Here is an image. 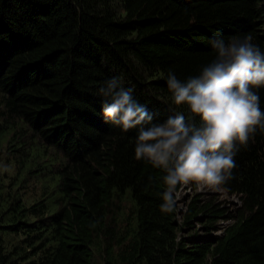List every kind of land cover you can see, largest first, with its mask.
<instances>
[{
  "label": "trees",
  "instance_id": "obj_1",
  "mask_svg": "<svg viewBox=\"0 0 264 264\" xmlns=\"http://www.w3.org/2000/svg\"><path fill=\"white\" fill-rule=\"evenodd\" d=\"M263 1L0 0V143L19 165L0 179V264H264V132L235 157L223 188L239 205L216 235L226 210L211 199L161 211L163 171L135 158L137 129L106 120L99 92L117 78L154 123L199 124L168 72L197 75L217 38L264 51ZM28 175L42 189L30 205Z\"/></svg>",
  "mask_w": 264,
  "mask_h": 264
},
{
  "label": "clouds",
  "instance_id": "obj_2",
  "mask_svg": "<svg viewBox=\"0 0 264 264\" xmlns=\"http://www.w3.org/2000/svg\"><path fill=\"white\" fill-rule=\"evenodd\" d=\"M214 58L185 80L169 71L166 82L176 106H185L199 124L177 112L162 123L117 78L99 89L103 116L122 131L137 129L134 156L163 171L161 211L172 213L178 186L195 184L221 191L234 178L235 157L259 130L264 132V51L250 34L212 41ZM5 170H7L5 168Z\"/></svg>",
  "mask_w": 264,
  "mask_h": 264
},
{
  "label": "rangeland",
  "instance_id": "obj_3",
  "mask_svg": "<svg viewBox=\"0 0 264 264\" xmlns=\"http://www.w3.org/2000/svg\"><path fill=\"white\" fill-rule=\"evenodd\" d=\"M261 9L264 11V1L261 3ZM8 137L6 136L5 140L0 143V179H5L2 186H6L9 184L12 177L17 173L18 159H16L8 150ZM17 146L20 143H15ZM5 168L7 170H5ZM19 172V171H18ZM20 174V172H19ZM23 173L21 172L20 178H22ZM32 178L30 175L26 176L24 182L20 185V192L23 195L25 202L30 205L35 202L41 195L42 189L39 182ZM179 200L177 202L178 212L182 214L183 210L186 208V204L191 200L192 197L199 195L201 199H211L215 204L219 206V208H223L226 210L224 217L220 218L216 223L217 231L214 234L219 235L223 231L224 227L229 224L230 221L225 220V216L228 213H231L236 209L239 205L237 199L234 196H230L224 190L215 191L209 190L207 188H200L195 184H189L185 186H181L179 189ZM120 220L125 224L126 215L124 213L121 214ZM200 226V225H199ZM201 227V226H200Z\"/></svg>",
  "mask_w": 264,
  "mask_h": 264
},
{
  "label": "water",
  "instance_id": "obj_4",
  "mask_svg": "<svg viewBox=\"0 0 264 264\" xmlns=\"http://www.w3.org/2000/svg\"><path fill=\"white\" fill-rule=\"evenodd\" d=\"M180 213H181V212H178V215H179V216H180Z\"/></svg>",
  "mask_w": 264,
  "mask_h": 264
}]
</instances>
